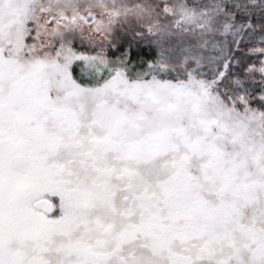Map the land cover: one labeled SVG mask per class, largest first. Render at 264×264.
<instances>
[{
    "label": "snow or ice",
    "instance_id": "6c2138e0",
    "mask_svg": "<svg viewBox=\"0 0 264 264\" xmlns=\"http://www.w3.org/2000/svg\"><path fill=\"white\" fill-rule=\"evenodd\" d=\"M0 264H264V0H0Z\"/></svg>",
    "mask_w": 264,
    "mask_h": 264
}]
</instances>
